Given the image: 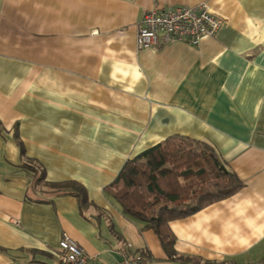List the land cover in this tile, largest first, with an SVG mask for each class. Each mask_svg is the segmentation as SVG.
Masks as SVG:
<instances>
[{"label":"crops","instance_id":"crops-1","mask_svg":"<svg viewBox=\"0 0 264 264\" xmlns=\"http://www.w3.org/2000/svg\"><path fill=\"white\" fill-rule=\"evenodd\" d=\"M200 2L224 21L214 36L137 48L148 9ZM170 135L206 141L242 183L169 222L176 253L264 264V0H0V264H63V233L97 264H182L103 190Z\"/></svg>","mask_w":264,"mask_h":264},{"label":"trees","instance_id":"trees-1","mask_svg":"<svg viewBox=\"0 0 264 264\" xmlns=\"http://www.w3.org/2000/svg\"><path fill=\"white\" fill-rule=\"evenodd\" d=\"M23 166L30 170L33 183L42 179L36 162ZM241 185L209 143L170 135L127 159L103 190L126 217L139 222L142 229L153 230L169 260L201 264L200 260L176 253V238L169 222L226 198ZM69 186L80 206L85 205L87 196L83 186L76 182H69Z\"/></svg>","mask_w":264,"mask_h":264},{"label":"built area","instance_id":"built-area-1","mask_svg":"<svg viewBox=\"0 0 264 264\" xmlns=\"http://www.w3.org/2000/svg\"><path fill=\"white\" fill-rule=\"evenodd\" d=\"M224 21L213 15L207 2L194 5H177L148 9L137 30L138 49L156 46L159 42L185 41L197 46L202 36H214ZM63 264H97L95 256L89 255L68 234L58 241ZM114 264H143L123 256Z\"/></svg>","mask_w":264,"mask_h":264}]
</instances>
